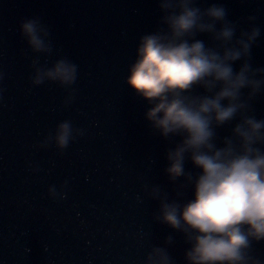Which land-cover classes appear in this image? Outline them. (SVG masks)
I'll list each match as a JSON object with an SVG mask.
<instances>
[{
    "label": "water",
    "instance_id": "95a60500",
    "mask_svg": "<svg viewBox=\"0 0 264 264\" xmlns=\"http://www.w3.org/2000/svg\"><path fill=\"white\" fill-rule=\"evenodd\" d=\"M211 3L225 7L237 35L256 17L261 35L250 63L264 67V0H197ZM160 15L158 0H0V264H145L154 247L186 264L184 234L156 219L159 199L150 194L158 186L169 200L191 198L192 185L165 172L179 137L151 127L146 101L125 82L139 37L161 27ZM33 16L50 30V54L33 52L20 33V21ZM62 56L78 65L72 91L32 84L33 59L50 65ZM249 103L264 118V91ZM64 120L83 134L61 150L45 141ZM185 170L198 171L187 159ZM252 252L264 259V241Z\"/></svg>",
    "mask_w": 264,
    "mask_h": 264
},
{
    "label": "clouds",
    "instance_id": "9594fccd",
    "mask_svg": "<svg viewBox=\"0 0 264 264\" xmlns=\"http://www.w3.org/2000/svg\"><path fill=\"white\" fill-rule=\"evenodd\" d=\"M158 7L161 27L139 37L125 82L146 101L144 116L151 127L165 139L179 137L167 149L165 172L170 181L184 177L192 195L183 202L169 200L154 186L156 219L184 234L186 264H264L252 252L254 242L264 241V118L252 115L249 103L264 91V67L250 63L261 27L249 16V28L237 35V24L219 3L201 8L197 0H158ZM19 30L33 52H52L50 30L39 17L23 18ZM200 34H208L212 43ZM32 66L33 85L52 81L73 90L78 65L67 57L50 65L36 58ZM234 120L231 134L219 138L217 129ZM82 134L64 120L45 143L63 150ZM186 159L198 169L195 177L185 170ZM49 194L58 195L55 186ZM145 264L173 260L166 248L154 247Z\"/></svg>",
    "mask_w": 264,
    "mask_h": 264
}]
</instances>
